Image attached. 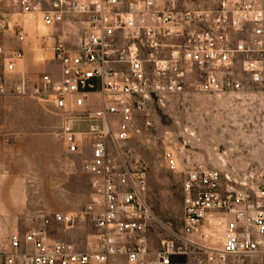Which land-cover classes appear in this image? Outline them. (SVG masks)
Here are the masks:
<instances>
[{
    "label": "built area",
    "instance_id": "built-area-1",
    "mask_svg": "<svg viewBox=\"0 0 264 264\" xmlns=\"http://www.w3.org/2000/svg\"><path fill=\"white\" fill-rule=\"evenodd\" d=\"M15 1L49 29L30 41L21 23L0 17V95L31 98L59 117L56 135L88 173L89 200L82 211L41 214L23 233H11L0 264H170L182 246L222 261L264 245L263 188L252 198L218 169L188 168L181 180V226L148 249L144 171L120 167L109 151L110 141L129 137L133 116L152 95L161 100L185 87L240 90L236 64L247 79L259 81L263 0H240L229 14L223 3L215 15L155 0ZM24 45L45 54L35 73L18 69ZM84 121L78 132L75 123ZM163 159L175 167L170 150ZM83 217L91 237L85 244L48 235L53 221L73 225ZM216 232L220 241L213 248Z\"/></svg>",
    "mask_w": 264,
    "mask_h": 264
},
{
    "label": "rangeland",
    "instance_id": "rangeland-1",
    "mask_svg": "<svg viewBox=\"0 0 264 264\" xmlns=\"http://www.w3.org/2000/svg\"><path fill=\"white\" fill-rule=\"evenodd\" d=\"M155 2L159 6L175 10L198 8L203 14L215 15L223 3H226V14H229L240 0ZM261 3L264 9V0ZM2 15L13 24L21 23L30 41L35 40L37 33L49 29L37 21L32 13H22L15 0H0V17ZM199 25H203V22H199ZM44 55L34 51L32 47L28 48L19 68L29 73L39 71ZM255 58L261 61L259 81L247 79L236 64L233 72L242 80L243 87L240 90L214 92L185 87L178 93H166L161 100L152 95L143 111L133 116L129 137L110 141L109 151L116 164L126 168L140 167L144 171L145 199L151 211L143 232L148 249L158 247L161 239L173 237L181 226V180L186 169H218L233 178L235 187L249 192L252 198L260 187L264 190V29L260 51ZM5 96L8 99L16 98L12 94ZM22 108L28 111L35 107L26 100ZM41 113L51 125L58 119L56 115H49L46 108ZM83 124L86 126V121ZM52 130L51 128L54 143L50 148L56 158V198L51 211L76 213L82 211L89 200L88 173L81 169L80 159L76 154L65 153L64 145L60 144L62 139ZM5 136L9 140L4 143L15 153L10 160L15 166L17 180L28 177L31 179L28 185L34 190L38 185L40 151L33 133ZM166 150H170L175 159V167L172 169L167 168L164 163L163 154ZM69 175L74 179L70 190L67 187ZM20 184L22 183L17 182L11 193L14 200L20 194ZM15 207L11 205L9 208L12 212L0 214V248L7 245L11 233H23L27 230L11 229V223L19 216L14 211ZM262 207L264 209V196ZM48 230L51 238L81 244L91 240L87 217L75 220L73 225L53 221ZM210 239L209 245L218 247L220 232L213 234ZM170 264H264V245L256 252L230 255L222 261H209L205 259L202 249L182 246L180 252L172 257Z\"/></svg>",
    "mask_w": 264,
    "mask_h": 264
},
{
    "label": "crops",
    "instance_id": "crops-1",
    "mask_svg": "<svg viewBox=\"0 0 264 264\" xmlns=\"http://www.w3.org/2000/svg\"><path fill=\"white\" fill-rule=\"evenodd\" d=\"M28 48H30L29 45H24V57L19 63L25 59ZM19 63L18 69H20ZM26 100L35 108L28 111L24 110L22 106ZM42 109L43 107L36 101L27 97L16 95V98L8 99L7 96L0 95V214L12 212L9 207H11V205L16 206L14 211L17 212L19 216L11 223V229H28L30 226L38 223L41 214L52 212L51 210L55 206L56 158L50 148L54 143L50 129L52 128V131L56 134L59 117L56 115L58 119L51 125L48 122V118L42 115ZM48 114L55 115L50 112ZM82 125L83 127L81 128ZM84 126L82 122L75 123V129L78 132L86 127ZM25 132L33 133V138L40 151V163L38 165L39 177L37 178L38 185L34 190L28 185V182H31V179L28 177L19 178V180H17L14 173L15 166L12 164V160H10L11 157L15 156V153L4 143V141L7 142L9 140V137L5 135H18ZM60 144L64 145V142L61 141ZM65 153L67 152L65 151ZM17 182H21L22 184H20V194L17 199L14 200V198L11 197V193L15 190ZM72 185H74V179L69 175L67 177V187L69 190Z\"/></svg>",
    "mask_w": 264,
    "mask_h": 264
}]
</instances>
